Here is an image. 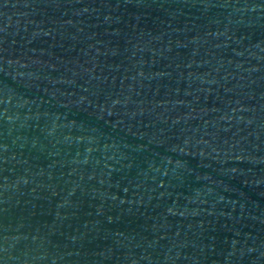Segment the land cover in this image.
Wrapping results in <instances>:
<instances>
[{
	"label": "water",
	"instance_id": "obj_1",
	"mask_svg": "<svg viewBox=\"0 0 264 264\" xmlns=\"http://www.w3.org/2000/svg\"><path fill=\"white\" fill-rule=\"evenodd\" d=\"M0 264H264V0H0Z\"/></svg>",
	"mask_w": 264,
	"mask_h": 264
}]
</instances>
